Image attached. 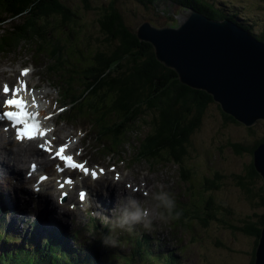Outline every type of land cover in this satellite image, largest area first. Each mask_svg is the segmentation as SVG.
<instances>
[{
    "label": "rangeland",
    "instance_id": "rangeland-1",
    "mask_svg": "<svg viewBox=\"0 0 264 264\" xmlns=\"http://www.w3.org/2000/svg\"><path fill=\"white\" fill-rule=\"evenodd\" d=\"M148 1H154L155 5L154 3L143 4L140 0H60L73 17L77 16L76 22L79 25V32L77 35H74V31L69 33L65 28L64 21L60 17L52 15L50 22H52L54 36L51 35L50 38L53 54L59 56L56 60L58 66L63 67L65 65L63 63L65 48L69 52L72 51V48L75 50V47L85 49L88 41H90L88 39H91L92 42L87 50V61L95 62L96 56L93 55L104 50L103 40L106 38V35L100 32L99 20L102 11L100 9L110 5L111 2L114 3L115 9L121 13L128 27L133 30L147 21L157 28H163V25L169 21L170 23L167 25L169 27L178 24L183 8L173 6L170 0ZM212 1L218 7H224L225 11L230 14L238 12L242 19L252 24L256 35H260L258 33L264 31V0ZM154 6H157L158 10H155ZM166 11L174 17L175 22L169 20L165 15ZM167 26L165 25V27ZM6 29H8V25L4 26L0 33ZM71 37L72 40L70 41ZM67 41L70 42L69 45H67ZM112 42L113 44L110 42L108 44L116 47V40ZM40 44L42 43L38 42V46H43V50L39 55H43L44 60L49 63L48 48ZM19 47L22 48L16 50L10 58L0 60V71H4L0 75V85L9 81V78L15 82L21 64L30 66L28 63L31 59L27 56L29 50L27 44L23 43ZM105 49L110 51L108 47ZM60 50L62 56H60ZM70 59L74 60V57L71 55ZM76 67L82 68L80 63H77ZM123 67L126 68L124 64ZM35 69L37 74H34L32 76L34 79L30 81L40 83L39 78H41L43 88L48 87L49 84L44 79L43 70L36 67ZM165 69L173 71L166 66ZM46 76L57 86L61 94L60 83H57L52 76ZM87 78L86 71L82 68L74 84L75 89L79 90V95H82V102L87 91L82 90V86L77 85L78 82H84V79ZM67 88L72 91L70 84L67 85ZM52 92L57 96L54 100L55 104L56 100L61 103L59 93L57 95L55 90ZM74 93H76L75 90ZM44 100L46 103L48 98ZM64 100L69 103V98H64ZM71 102L73 105L69 106L66 111L64 110V113L57 114L58 117L56 119L54 117L49 122L51 127L57 128L55 149L57 146H62L60 143L69 145L71 141L74 142L76 145H72V152L82 154L79 160L87 161L92 168L98 166L109 168L110 176L107 179L121 178L123 180L122 188L126 190L129 198L123 200V204L120 202L116 204L113 197L112 206L108 211L103 210L101 213H94L93 210L87 211L86 206L83 205L75 215L68 213L69 228L60 225L62 229H54L49 227L52 223L49 220L47 222L49 225L44 222L42 225H38L40 228L36 231L38 235L33 238H28V234L31 233V230L35 232V211L30 209L31 216L25 217V220L20 219L16 211L10 212L7 216L3 212L0 218L5 229L0 231V238H3L0 240V256L11 254L14 257V262H9L18 264L21 263L19 259L24 261L30 255L34 256L36 253L38 255L47 245H54L55 243L61 252L60 255L75 263L86 258L95 264H158V261L161 262V260L167 261L163 264H177L178 262L180 264H255L256 258L253 260V257L256 256L261 236L253 235L250 228L258 225L260 234L264 229L262 222L264 218V178L256 171L255 166L257 176L249 173V167L254 160L253 155L247 151L238 153L232 144H241L243 147L263 144L264 120H258L251 126H246L231 116L240 124L227 121L223 116V113H226L220 105L216 102L210 104L203 114L204 119L201 125L191 135L190 141L186 145V150L181 157L182 163L177 164L169 156L168 151L160 160L154 156L151 158L143 157L141 160L136 157L137 141L146 142L147 137H151L149 133L151 128L146 124L149 113H145L147 115L142 118L143 126H138L137 131L132 130L128 133V135H132L127 138V145L122 147L113 143L106 145L110 151L114 152L115 150L114 153H110L106 150L100 151L92 140L85 137L89 131L88 123L91 121L79 119L78 104H76L80 102L78 98L72 97ZM45 106L47 105L45 104ZM87 111L96 112L89 109ZM74 115L77 119L74 118ZM96 117L97 115L91 114L89 120ZM190 117L192 118V116ZM122 119L126 118L123 117ZM78 141H80L79 144ZM116 141L119 142L118 139ZM23 169L28 171L24 167ZM181 173L184 177H188L189 182L182 181ZM6 180L5 178L4 181ZM104 180L106 178L101 180L99 184ZM122 188L120 187V189ZM137 189L139 191L135 192ZM162 191L168 192L174 201L171 213L165 214L166 219L153 218L151 226L145 230L141 228V225L139 227L133 226L130 231L113 227L114 212L119 208L122 213L129 207V202L132 200H135L142 209H147L150 217H153L157 211H160L155 207L157 201L153 199V196ZM102 193L104 192L102 191ZM6 196L8 198L7 194ZM9 201L4 200V203L9 204L12 208L14 206L16 209L15 204ZM47 206H49L47 209L49 215H52L51 218L53 220L55 217L59 219L54 213V208L51 207V202L50 204L47 203ZM40 212L41 210H39ZM49 215L47 216L48 219ZM10 216L17 217V227H15L14 222H10ZM182 218L183 220H181ZM42 220L44 221V219ZM201 220H206L207 224L203 225ZM61 222L62 220L53 224L58 227L57 223L61 224ZM95 224L98 225V232L95 230ZM247 226L250 228L247 229ZM56 231L62 233L60 242L52 237ZM71 231L75 232L72 237H70L73 234ZM7 232L8 234H6ZM104 232L107 233L105 238H109L110 244L104 243L103 239L96 242L97 244L85 240V238L100 237L101 233ZM135 233L143 236L139 242L143 250L135 251L134 249H138V245L131 249L130 246L120 248L116 244L117 236L127 238ZM114 236L116 237L114 238ZM55 237H58L57 234ZM131 243L134 244V242ZM153 247L156 249L154 250ZM180 248L185 249V252H178ZM151 249L152 254L148 256ZM105 250H112L114 258L107 256ZM175 252L176 256H174ZM79 256L82 260L78 259ZM154 259L157 260V263ZM0 264L4 263L0 260Z\"/></svg>",
    "mask_w": 264,
    "mask_h": 264
},
{
    "label": "trees",
    "instance_id": "trees-1",
    "mask_svg": "<svg viewBox=\"0 0 264 264\" xmlns=\"http://www.w3.org/2000/svg\"><path fill=\"white\" fill-rule=\"evenodd\" d=\"M140 1L143 4L154 3V1L148 0ZM170 1L173 6L191 7L212 19H231L254 33L252 24L242 19L238 12L230 14L225 11L224 7L220 8L216 4L214 5L212 0ZM154 8L158 10L157 6ZM0 10L6 16L5 18L12 19L11 23L3 24V26L8 25V29L0 35V52L2 53L17 50L23 43L36 51L40 50L38 42L43 44L44 40L45 44L51 45L50 36L53 33V28L50 19L52 15L60 17L66 28L68 27L67 23L72 21L68 8L62 5L60 0H0ZM100 10H102L99 20L100 32L106 35L103 40L104 50L93 55L96 56L94 63L87 61L85 64H80V67H84L90 63L91 67L86 71L89 79L80 85L84 86V90L87 91L83 102L82 95L76 97L80 100L79 103H76L78 104V114L83 116L84 111L88 112L89 109L96 111L89 113L101 116L91 120L93 122L91 123L99 127L98 140L104 142L105 147L103 148L107 149L106 145L109 142L122 146L132 135H128V133L132 130L137 131L138 126H143L142 118L147 115L145 113H149L146 124L151 128L149 132L151 137H147L146 142L138 141L137 158L141 160L143 157L154 156L160 160L168 151L169 156L177 164H181V157L186 150V145L189 143L191 135L201 125L204 119L203 114L209 105L214 103L213 98L204 91L195 90L182 84L176 72L166 70L165 66L156 60L153 47L138 40L133 29L128 27L121 13L115 9L113 2L106 7H101ZM165 15L169 20L174 21V17L169 12L166 11ZM258 34L260 35L257 37L264 40V31ZM113 40L117 42L116 47L108 44V42L113 44ZM68 43L70 42L68 41ZM89 46L86 45L87 48ZM106 47L110 48V51H107ZM84 50L86 48L83 50L79 48L75 53L74 60L80 59V57L88 59L83 54ZM60 53L62 56L61 50ZM63 62L68 68H72L73 73L77 69H81L76 67V64H72L68 57H64ZM123 64L126 68L123 67ZM51 69L54 70L55 67H51ZM76 74L79 76V73ZM126 74L128 75L125 76ZM223 116L227 121L238 123L224 113ZM123 117L126 119L123 120ZM115 138L118 139V143ZM232 146L238 153L247 151L251 155L258 147L256 144L252 147H243L241 144H232ZM249 168V173L257 176L254 160ZM250 174L249 176L252 177ZM181 177L182 181L189 182L188 177H184L182 173ZM240 183L242 184V181ZM197 219L199 220L198 217ZM201 222L203 225L207 224L206 220H201ZM262 222L264 223V218ZM255 226L252 228L247 226V229L250 228L253 235L259 237L261 231L258 229V225ZM55 240L60 242L61 238L56 237ZM60 254L59 248L54 243V245H47L38 255L37 253L34 256L30 255L24 261L19 259L21 263L18 264H95L86 258L75 263ZM78 259L82 260L80 256ZM0 260L4 264H11L10 262H14V257L11 254L2 255Z\"/></svg>",
    "mask_w": 264,
    "mask_h": 264
},
{
    "label": "water",
    "instance_id": "water-1",
    "mask_svg": "<svg viewBox=\"0 0 264 264\" xmlns=\"http://www.w3.org/2000/svg\"><path fill=\"white\" fill-rule=\"evenodd\" d=\"M134 34L153 47L156 59L173 69L182 84L206 92L236 121L251 126L264 120V42L239 24L186 7L176 26L144 22ZM253 155L264 178V143ZM255 264H264V229Z\"/></svg>",
    "mask_w": 264,
    "mask_h": 264
},
{
    "label": "bare ground",
    "instance_id": "bare-ground-1",
    "mask_svg": "<svg viewBox=\"0 0 264 264\" xmlns=\"http://www.w3.org/2000/svg\"><path fill=\"white\" fill-rule=\"evenodd\" d=\"M190 8V7H189ZM3 73V72H2ZM1 75V72H0ZM30 78V76H29ZM34 86V85H33ZM38 98H36L35 100H33V102H31L33 105L35 102H40L42 101L43 97H46V95L50 94V92L48 90H46L45 92H36ZM40 100V101H39ZM32 104H29L25 107L26 110H31L34 108V106ZM37 114L39 115V118H41V121H43L44 117L43 115L46 114L45 112H49L47 107L44 106H38V109L36 110ZM49 125H47V122H43V126H42V130L41 132H43L45 130V135L43 138H41L40 144H46L47 140H54L55 138V134L52 133L49 128ZM47 128V129H46ZM49 130V131H48ZM6 142V140H4L3 138V134L0 133V151L2 153L5 154L6 158L10 159L11 162H13V166H9L7 163L4 166H1L0 171L2 172V175L5 176V178L7 179L6 181H3L2 178H0L1 182H0V186L2 187L3 191H6L8 196L11 198V202H13L16 206V209H14L13 206V210H16L17 214L19 215L20 219L25 220L24 218L26 217H30V209H32L33 211H35V219H39L36 220L35 222V226L39 227L38 225L44 222L46 224H48L47 222L50 220L52 221L51 225H49V227L51 226L52 228H56V226L53 223H56L58 221H61L60 219H62V225L63 227L69 228V215L67 214H59L57 211V208L55 206V203L53 202V196L49 195L52 193H47V192H54L55 189V185H56V180H60V178H68L71 177L70 183L65 185L64 189H72L71 190V200L75 201L76 198L74 196V190L76 188H87L88 191H90L87 195V200L84 203H87L88 200L90 199V201H92L95 205V208L98 210V212H102L103 210L108 211V209L112 206V198L108 196V193H102V189H107L110 191H115V190H119L120 187L122 188V184H123V180L122 179H107V184L103 185L105 187L103 188H98L97 183L102 180L105 179V176L100 177L98 181H93L90 178L88 179L86 177V174L83 173V170H78L72 173V169H65V166L63 164L62 166V173L63 174H54L53 172L56 170H58V168H52V164L57 165L60 160L59 158L56 161H53V157L49 156L47 153H43L42 151H40V149L38 148V146H35L34 144L31 145L32 142H30L28 145H22L17 143V146L15 149L7 148L5 146H3L2 144ZM72 142V141H71ZM56 151H58L56 149ZM72 151L67 152L65 151V154H72ZM55 153V151L53 152V154ZM80 155L82 157V154H75V156ZM30 158L33 159H37L36 161L33 162H37L38 163V168H37V172H43V173H48L50 176H48L47 180L43 183L42 189L43 192H41V196H35L33 195V191L35 188V182L33 184V188L30 187L29 185L25 184L28 181V183H32L31 182V176L28 177L29 175L26 174L27 171H25L23 169V167L27 164L28 160ZM1 160V159H0ZM63 163V160H62ZM60 163V164H62ZM4 164V163H3ZM60 168V167H59ZM86 168V166H85ZM29 169V168H28ZM53 173V174H52ZM65 173V175H64ZM63 175V176H62ZM72 175L74 177L75 180L72 179ZM108 175V174H107ZM55 176V177H54ZM107 177V176H106ZM146 177H148L146 175ZM30 178V179H28ZM3 181V182H2ZM5 182V185H4ZM64 181H61L58 183V185H60V183H63ZM37 186H39L37 184ZM4 188V189H3ZM57 191V190H56ZM80 191V190H79ZM123 191V190H122ZM78 195V194H77ZM121 199V198H120ZM71 202L68 201H62L60 199V207L61 209H63V211L71 213L72 215H75L78 211L76 208H74V205ZM51 202V207L54 208V213L55 215L59 218L57 219L56 217L54 218V220L51 218L52 215H49V211L47 208H49V206H47V203L50 204ZM79 202V201H78ZM81 204V202H79ZM39 210H41V212L39 213ZM26 214H25V212ZM31 212V211H30ZM49 215V219L48 216ZM44 219V221L42 220ZM17 217H12L10 216V222H14L15 223V227H17ZM39 222V223H38ZM66 224V225H65ZM35 228V227H34ZM36 232V231H35ZM34 231L28 234V238L31 237L33 238L35 234ZM32 234V235H31ZM56 234L58 237L62 236V233L60 234V232L56 231ZM261 236V235H260ZM68 241V240H67ZM256 258V256H255Z\"/></svg>",
    "mask_w": 264,
    "mask_h": 264
},
{
    "label": "clouds",
    "instance_id": "clouds-1",
    "mask_svg": "<svg viewBox=\"0 0 264 264\" xmlns=\"http://www.w3.org/2000/svg\"><path fill=\"white\" fill-rule=\"evenodd\" d=\"M153 199L157 201L156 208L160 209L153 217H150L147 209H142L139 204L132 200L129 202V207L122 213L119 208L113 215V227L115 229H127L131 230L135 225H141L144 229H148L151 226L152 219L164 220L166 219V213H171L174 207V201L168 192H160L153 196ZM109 238H105L104 243H109Z\"/></svg>",
    "mask_w": 264,
    "mask_h": 264
},
{
    "label": "snow or ice",
    "instance_id": "snow-or-ice-1",
    "mask_svg": "<svg viewBox=\"0 0 264 264\" xmlns=\"http://www.w3.org/2000/svg\"><path fill=\"white\" fill-rule=\"evenodd\" d=\"M4 91H5V93L9 92V89L7 86L5 87ZM6 104L9 106L22 107V102H18L15 100L6 101ZM25 115L26 114L23 112H21V114H19V115L15 114V113H11V112H6L3 114V116H0V119H3L6 117L8 120L13 121L14 123L26 124V121L24 119ZM34 131H35V129L33 126H27L23 129V131L17 132V137L19 139H24V138L33 139L34 138V135H33ZM60 158L62 160L66 161L67 166H69L71 168H81L85 172V174H88V172H89L88 169L83 168L82 165H78V164L73 163L71 161V158H65L63 156H61ZM91 175H92V178L95 179L97 176V173L95 171H92ZM41 179L43 180L44 178L41 177ZM67 183H70V181H67ZM83 198H84V193L81 192L80 193V199L83 200Z\"/></svg>",
    "mask_w": 264,
    "mask_h": 264
}]
</instances>
